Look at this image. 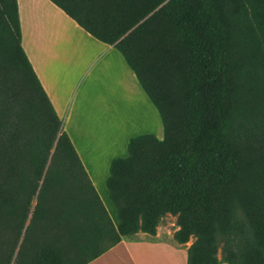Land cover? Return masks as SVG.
I'll use <instances>...</instances> for the list:
<instances>
[{"label":"trees","instance_id":"16d2710c","mask_svg":"<svg viewBox=\"0 0 264 264\" xmlns=\"http://www.w3.org/2000/svg\"><path fill=\"white\" fill-rule=\"evenodd\" d=\"M159 112L105 180L111 218L0 0V264H86L176 216L186 264H264V0H50Z\"/></svg>","mask_w":264,"mask_h":264},{"label":"crops","instance_id":"0c3cea01","mask_svg":"<svg viewBox=\"0 0 264 264\" xmlns=\"http://www.w3.org/2000/svg\"><path fill=\"white\" fill-rule=\"evenodd\" d=\"M17 7L21 45L106 207L111 161L127 154L134 135L163 137L159 112L113 45L50 0H17ZM175 220L168 214L155 235L139 231L86 264H186L192 239L173 238Z\"/></svg>","mask_w":264,"mask_h":264},{"label":"rangeland","instance_id":"374dc122","mask_svg":"<svg viewBox=\"0 0 264 264\" xmlns=\"http://www.w3.org/2000/svg\"><path fill=\"white\" fill-rule=\"evenodd\" d=\"M106 207H107V210H108L111 218L116 222L115 208H114L113 204L111 203V201L108 200V198H107V202H106Z\"/></svg>","mask_w":264,"mask_h":264}]
</instances>
